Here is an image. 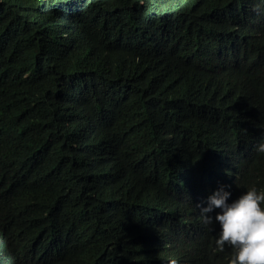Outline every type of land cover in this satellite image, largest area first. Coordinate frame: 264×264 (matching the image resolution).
<instances>
[{
	"label": "trees",
	"instance_id": "1",
	"mask_svg": "<svg viewBox=\"0 0 264 264\" xmlns=\"http://www.w3.org/2000/svg\"><path fill=\"white\" fill-rule=\"evenodd\" d=\"M261 140L264 0H0V264H229Z\"/></svg>",
	"mask_w": 264,
	"mask_h": 264
},
{
	"label": "clouds",
	"instance_id": "2",
	"mask_svg": "<svg viewBox=\"0 0 264 264\" xmlns=\"http://www.w3.org/2000/svg\"><path fill=\"white\" fill-rule=\"evenodd\" d=\"M258 153H264V140L256 146ZM226 185H220L208 197L207 206L196 205L203 223L213 224V217L208 215L219 209L215 221L220 225V231L215 240V251L223 252L225 247L232 249L229 264H264V191H258L255 186L247 189L236 200L229 203L230 191ZM169 264H178L171 259Z\"/></svg>",
	"mask_w": 264,
	"mask_h": 264
},
{
	"label": "bare ground",
	"instance_id": "3",
	"mask_svg": "<svg viewBox=\"0 0 264 264\" xmlns=\"http://www.w3.org/2000/svg\"><path fill=\"white\" fill-rule=\"evenodd\" d=\"M241 93V92H240ZM237 100V99H236Z\"/></svg>",
	"mask_w": 264,
	"mask_h": 264
}]
</instances>
